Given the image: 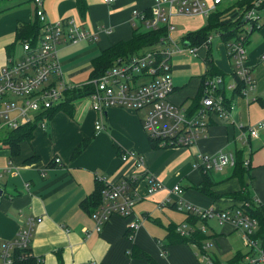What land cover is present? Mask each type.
Listing matches in <instances>:
<instances>
[{"label":"crops","instance_id":"obj_1","mask_svg":"<svg viewBox=\"0 0 264 264\" xmlns=\"http://www.w3.org/2000/svg\"><path fill=\"white\" fill-rule=\"evenodd\" d=\"M236 1L223 0L217 7L227 9ZM154 4L155 0H86L82 14L76 0H43L49 21L72 18L96 36L60 43L57 59L62 79L72 85L87 83L89 79L82 82L81 77L89 72L90 78L92 61L100 53L148 31L134 13L153 12ZM171 12L172 29L168 31L164 23L159 27L166 30V39L181 45L170 57L174 89L169 101L190 114L207 82L221 77L217 92L233 106L232 118L210 114L205 137L192 146H161L144 130L149 109L107 108L101 117L104 128L96 130L99 115L91 109L90 100L77 99L73 107L47 117L44 131L35 127L16 155L7 146L0 147V182L5 191L0 196V241L13 239L26 227L27 219L40 217L30 243L31 255L40 264H245L248 249L241 231L177 210L170 195L173 185L179 184L183 198L198 207L223 210L249 201L264 220V128L257 137H243L247 127L264 120V61H260L264 14L259 29L250 33L245 44L255 86L242 93L228 91L225 85L237 80L228 55L232 40H224L212 28L207 35L210 41L197 44L201 38L197 33L207 28L208 17ZM34 20L32 0H0V68L19 47V27ZM188 48L196 49V55L188 53ZM206 60L214 76H207ZM126 150L141 156L146 173L163 187L146 194V180L139 179L132 214L110 215L97 230L91 199L97 188L136 171L133 160L120 158ZM219 153L232 155L235 164L208 171L195 167L203 156ZM135 218L141 219V225L130 231Z\"/></svg>","mask_w":264,"mask_h":264},{"label":"built area","instance_id":"obj_2","mask_svg":"<svg viewBox=\"0 0 264 264\" xmlns=\"http://www.w3.org/2000/svg\"><path fill=\"white\" fill-rule=\"evenodd\" d=\"M109 2L111 0H103ZM223 0H155L151 17L144 13H134L143 22L147 30H156L161 23L168 31L172 29L169 23L171 10L178 13L199 14L208 17ZM35 19L41 24L39 37L35 41L19 42L21 55L7 57L0 68V147L4 137L26 124L35 123L36 127L45 130L46 114L64 101L67 90L82 85H72L62 79L60 64L57 59L58 46L63 41L77 43L96 38L94 33L77 24L72 18L51 22L43 7V0H32ZM260 1L243 16L244 23L239 28L237 37L228 45V55L232 61L233 74L237 80L225 83L228 91L240 89L246 93L255 86V79L247 65L245 44L253 31L259 29L263 16L258 10ZM110 32V29H102ZM207 41H210L208 37ZM181 49V45L170 39L163 43L133 55L126 59H118L98 78L85 84H92L93 91L87 98L91 109L99 115L94 128L102 130L101 117L110 107H124L135 111L149 109L144 119V130L151 141L161 146L189 147L201 137H205L208 128V116L216 114L219 118H232L233 106L225 97L217 92L218 83L222 78L211 79L202 90L197 109L188 114L182 107L172 104L169 96L174 86L171 77V55ZM196 49L188 48V53L196 55ZM261 60L264 59L262 55ZM238 82L242 85L238 86ZM240 128H244L240 124ZM264 128V120L254 127H247L248 137H257L258 130ZM124 162L134 161L135 173L125 176L116 183H106L101 190V201L93 211L98 230L100 225L110 215L127 217L132 214L137 200L136 184L139 179L146 180V194L161 189V182L145 171L144 160L135 151L126 150L120 155ZM56 163L60 162L55 158ZM232 155L219 153L215 156H203L195 167L203 171L221 169L233 166ZM247 164V162H245ZM140 176V177H139ZM1 195L4 187L0 182ZM171 198L179 211H185L201 221L212 220L218 225L229 224L242 233L243 244L248 249L245 254V264H264V240L256 238L259 229L258 219L253 217L249 209L253 204L243 201L235 207L217 210L212 207L203 208L187 202L183 198V190L179 184L173 185ZM169 201V199L167 200ZM26 227L17 232L8 241H0V264H14L16 259L31 255V232L41 218H29ZM141 225V219L135 218L128 226L134 231ZM181 234H183L181 229ZM179 232V233H180ZM20 253V255H17ZM162 255V253H161ZM39 263V261H37ZM83 264H94L91 262Z\"/></svg>","mask_w":264,"mask_h":264},{"label":"trees","instance_id":"obj_3","mask_svg":"<svg viewBox=\"0 0 264 264\" xmlns=\"http://www.w3.org/2000/svg\"><path fill=\"white\" fill-rule=\"evenodd\" d=\"M260 1L258 5V10H264V0H238L234 3L233 6L228 7L227 9L220 10L218 7L210 13L208 16V24L205 30L197 33L200 36V41L197 44L207 40L208 33L210 29L213 28L215 31H219L224 38V40H234L239 33V28L244 23L243 16L245 13L251 8L255 7V4ZM76 4L80 13L84 14L86 0H76ZM225 11V12H224ZM146 17H151V12L144 13ZM41 30V24L37 19L33 22L21 25L17 32V41L21 42L23 40L35 41L39 37ZM208 31V32H207ZM190 38V35L187 36V39ZM166 39V30L164 28H158L156 30H148L143 33H138L134 35L128 41H121L112 45L106 51L100 53L98 57H96L92 61V71L89 80L98 78L101 76L107 69H109L116 62L117 59H126L138 53L144 52L159 43H163ZM207 65V76H214L215 72L211 69V64L206 60ZM205 76V77H207ZM93 91L92 84H84L83 87H74L69 89L64 94V101L60 103L57 107H54L46 114L47 117H51L54 112L59 109H69L74 106V102L77 99H81L90 95ZM199 101H197L194 109L191 113H193L198 107ZM36 127L35 123L26 124L21 126L19 129L14 130L8 133L3 139V145L7 146L10 149L11 155H16L20 148V143L23 141H28L31 139L33 130ZM84 143L79 146L76 151L79 152L84 147ZM103 185L100 184L97 188L95 194L91 198L93 202L94 211L101 201V190ZM90 200V199H89ZM89 201H87L88 203ZM251 215L258 219L259 229L255 234L256 238H260L264 240V220H261L260 215L258 214V210L256 208L251 207L249 209ZM20 255V253H17ZM14 264H40L36 262V259L29 255L23 259L17 258Z\"/></svg>","mask_w":264,"mask_h":264},{"label":"rangeland","instance_id":"obj_4","mask_svg":"<svg viewBox=\"0 0 264 264\" xmlns=\"http://www.w3.org/2000/svg\"><path fill=\"white\" fill-rule=\"evenodd\" d=\"M220 10H224V9H220ZM225 12V11H224ZM264 12V10H261V13L262 14H264L263 13ZM21 55V50L19 49V47H17L16 49H15V52H14V56L15 57H19ZM260 61H264V60H260ZM263 63V62H262ZM89 79V72L88 73H84V75L81 77V80H83L82 82H85V81H87ZM84 101H87L88 99H83ZM80 102V101H79ZM78 101H77V103H79Z\"/></svg>","mask_w":264,"mask_h":264},{"label":"water","instance_id":"obj_5","mask_svg":"<svg viewBox=\"0 0 264 264\" xmlns=\"http://www.w3.org/2000/svg\"><path fill=\"white\" fill-rule=\"evenodd\" d=\"M0 196H1V191H0Z\"/></svg>","mask_w":264,"mask_h":264}]
</instances>
